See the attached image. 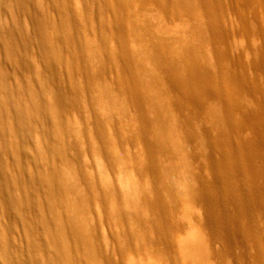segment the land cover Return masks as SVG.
I'll use <instances>...</instances> for the list:
<instances>
[{
  "label": "bare ground",
  "instance_id": "bare-ground-1",
  "mask_svg": "<svg viewBox=\"0 0 264 264\" xmlns=\"http://www.w3.org/2000/svg\"><path fill=\"white\" fill-rule=\"evenodd\" d=\"M144 2L158 13L141 12ZM194 5L214 21L197 19L198 44L188 35L175 47L152 33ZM214 17L212 0H0V264H214L207 227L228 246L246 242L257 192L239 190L241 172L223 147L229 132L215 144L212 185L172 183L187 160H164L183 149L174 111L198 112L213 96L201 48L219 30ZM229 112L210 110L226 129ZM249 120L260 147L264 122ZM126 143L140 145L134 159L120 151ZM117 171L125 173L114 182ZM196 198L204 222L176 242V206ZM176 244L178 258H168Z\"/></svg>",
  "mask_w": 264,
  "mask_h": 264
},
{
  "label": "rangeland",
  "instance_id": "rangeland-1",
  "mask_svg": "<svg viewBox=\"0 0 264 264\" xmlns=\"http://www.w3.org/2000/svg\"><path fill=\"white\" fill-rule=\"evenodd\" d=\"M212 1L216 8V18H214L215 22L219 24V30L215 27L211 29L209 39L206 38L202 42L201 54L204 58L205 68L211 76L210 84L213 96L204 97L205 108L198 112L193 111L194 106L190 107V104L181 111H174L180 120L178 130L183 149L181 153L173 155V158L170 156L169 159L168 156H165L164 160L168 165L170 162H179V159L187 160L186 170H176L171 173L172 183L180 185L190 182L197 188H201L205 184L206 187L212 185L214 169H218L217 162L221 157L215 144L222 136L220 132L225 134L229 132L227 134L229 140L223 139V147L228 151L229 158H232L231 164L236 163L241 172L242 181L239 190L242 194L251 190L256 191L257 201L246 208L247 215L244 218L247 228L246 242L233 243L228 246L222 236L207 227L203 234L208 249L206 253L214 264H264V144L257 147L255 142L257 133L249 120L252 116H259L264 122V0ZM138 9L153 15L158 13L146 2L141 3ZM208 9L204 6L194 5L189 11H181L175 16L167 17L163 29L153 25L152 33L155 32L156 37L163 38L172 46L175 43V47L182 45L188 35L194 36V43L198 44V35L194 33L196 29L200 28L197 26V19L204 18L208 22L213 21L212 14ZM221 108L230 111L228 113V117L230 116L229 129L220 126L210 114V110L219 111ZM182 114L184 115L182 116ZM205 132L209 133L212 141L210 146L205 143ZM118 139L119 137H116V140ZM132 144L125 145L124 149L127 148L125 150L120 148V151L126 156L129 152L128 156L132 155L130 158L134 159L140 145ZM245 147L255 154L251 158L252 165L246 156ZM88 156L87 161H93L90 166L96 171L95 158L90 153ZM129 162H132L131 159ZM256 168L260 170L258 174L254 173L253 169ZM117 172L113 173L114 182H119V176L121 177L120 173L122 172ZM124 173H122V178ZM190 176H192L191 179ZM216 186L221 190L222 183L217 182ZM234 210L235 206L228 202L224 205L222 213L228 216ZM204 218L205 207L199 198L189 202L180 200L172 219L173 224L176 225L173 231L176 242L179 239L191 238L193 230L204 222ZM194 236L200 237L196 233ZM174 248L170 254H167L168 258H174V256L178 258L177 244Z\"/></svg>",
  "mask_w": 264,
  "mask_h": 264
}]
</instances>
